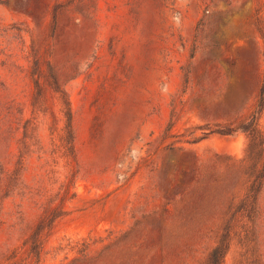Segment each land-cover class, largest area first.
Wrapping results in <instances>:
<instances>
[{
    "label": "rangeland",
    "instance_id": "obj_1",
    "mask_svg": "<svg viewBox=\"0 0 264 264\" xmlns=\"http://www.w3.org/2000/svg\"><path fill=\"white\" fill-rule=\"evenodd\" d=\"M263 79L264 0H0V264H264Z\"/></svg>",
    "mask_w": 264,
    "mask_h": 264
},
{
    "label": "trees",
    "instance_id": "obj_2",
    "mask_svg": "<svg viewBox=\"0 0 264 264\" xmlns=\"http://www.w3.org/2000/svg\"><path fill=\"white\" fill-rule=\"evenodd\" d=\"M263 105H264V79L259 89L258 99L256 101L254 113L257 112V110L261 111ZM251 120H255L253 114ZM220 132L229 134L231 133V130L222 129ZM61 214L62 211L58 210L57 207L45 208L42 212V215L38 223L30 233V235L27 237V239L24 241V243L28 244V252L32 254V259H34L35 262L36 261L38 262L40 260V256L44 244L43 243L44 237L48 236V234L53 228V223L55 219L59 217ZM221 255H222V246L218 244L210 252L208 264H220Z\"/></svg>",
    "mask_w": 264,
    "mask_h": 264
}]
</instances>
